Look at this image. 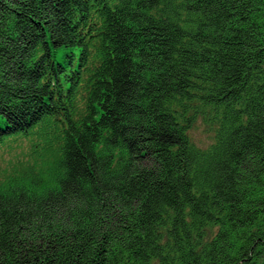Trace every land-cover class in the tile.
<instances>
[{
    "label": "trees",
    "instance_id": "16d2710c",
    "mask_svg": "<svg viewBox=\"0 0 264 264\" xmlns=\"http://www.w3.org/2000/svg\"><path fill=\"white\" fill-rule=\"evenodd\" d=\"M14 134L0 264H264V0H0Z\"/></svg>",
    "mask_w": 264,
    "mask_h": 264
},
{
    "label": "rangeland",
    "instance_id": "374dc122",
    "mask_svg": "<svg viewBox=\"0 0 264 264\" xmlns=\"http://www.w3.org/2000/svg\"><path fill=\"white\" fill-rule=\"evenodd\" d=\"M206 116V112L199 113L193 125L188 129L191 139L200 147H206L214 140L217 127V123L209 122ZM15 138L18 140L16 141ZM31 142V135L15 134L0 144V178L4 176V173L8 177L15 163H25L29 159Z\"/></svg>",
    "mask_w": 264,
    "mask_h": 264
},
{
    "label": "bare ground",
    "instance_id": "6f19581e",
    "mask_svg": "<svg viewBox=\"0 0 264 264\" xmlns=\"http://www.w3.org/2000/svg\"><path fill=\"white\" fill-rule=\"evenodd\" d=\"M75 22H76V21H75ZM97 60H98V59H97ZM97 60H96V61H97Z\"/></svg>",
    "mask_w": 264,
    "mask_h": 264
}]
</instances>
